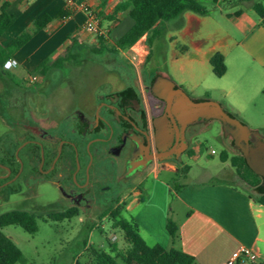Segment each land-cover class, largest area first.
<instances>
[{
  "label": "rangeland",
  "instance_id": "374dc122",
  "mask_svg": "<svg viewBox=\"0 0 264 264\" xmlns=\"http://www.w3.org/2000/svg\"><path fill=\"white\" fill-rule=\"evenodd\" d=\"M254 2L264 4V0H254ZM203 3L210 10V14L196 37L205 39L206 47L220 40L225 32L231 29L224 17L225 13L243 7L253 14L251 3L230 6L221 3L217 7L210 0H203ZM159 29L161 35L154 41L150 61L145 65L149 70L167 75L175 84L182 78L190 82V72L188 70L180 72L179 62L175 63L173 58V51L181 53L184 49L182 42L173 44L171 39L178 31V20L166 22ZM66 30L68 29L64 27L58 33L51 35L48 40L44 33L33 35L21 52L15 54L12 65L5 68L7 72L4 73L0 69V101L2 106L4 105V107L0 105V110L5 111L6 117L11 122L10 125L0 113V148L11 149L16 146L14 123L20 115L19 106L22 103L18 87L24 84L23 76L36 70L37 64L44 59H49L48 70L39 81L44 86L38 93L42 98L49 96L50 105L58 109H62L64 105L66 109L72 99L91 98L92 100L99 84H110L113 89L121 88L123 80L120 78L125 76L131 78V70L140 76L141 66L146 57L140 64L132 63V50L125 51L124 54H98L91 50L90 44H85V46L65 49L57 58L52 57L56 48L66 41ZM142 45L147 48L144 40L138 41L135 47L140 49ZM68 53L73 56L68 57ZM207 76L216 80L208 64L203 70L201 67L196 70L194 81L204 80ZM253 82L255 88L252 100L244 104L242 117L237 119L251 130L264 134V68L253 73ZM202 91L203 89L199 87L191 94L199 95ZM28 103L31 105L32 101L29 100ZM219 130V123H211L195 138L190 155H183L179 164L168 161L177 167V171L159 168L155 178L152 167H149L128 181L126 191L114 195L124 196L126 202L130 203L134 193L139 191L137 197L141 199V203H132L131 208L125 210L121 217L127 220L133 219L140 225L141 235L147 245L153 244L147 233L149 230L157 229L160 217L167 214V220H171L174 216L172 214L175 216L178 214L175 196L185 185L198 180L236 179L235 171L229 162L219 160L220 153L225 150L217 140ZM212 149L216 152L214 155L210 154ZM229 153L235 152L229 151ZM160 165L162 163H159ZM183 166L187 167L186 173L180 170ZM15 178L5 183L0 179V215L12 210H26L35 215L37 230L29 234L21 227L13 225L3 228L2 232L19 248L28 264H73L76 259H83L86 248L107 250L108 242H115L118 248L126 247L122 231L114 227L108 217H102L101 210L92 213L90 217L79 214L71 219L52 221L47 215L56 210L51 205L58 197L57 192L53 188L38 187L29 198L23 199L11 193V189L16 186ZM235 181L238 183L240 180ZM244 187L249 194L253 196L256 194L246 185ZM119 264L123 263L119 262Z\"/></svg>",
  "mask_w": 264,
  "mask_h": 264
},
{
  "label": "flooded vegetation",
  "instance_id": "af4514ba",
  "mask_svg": "<svg viewBox=\"0 0 264 264\" xmlns=\"http://www.w3.org/2000/svg\"><path fill=\"white\" fill-rule=\"evenodd\" d=\"M131 71V78H120L121 88L99 84L92 100L72 99L66 109L65 105L62 109L52 107L49 96L42 98L38 92L43 84L18 87L22 103L14 123L16 146L0 148L2 183L16 177L11 193L26 199L38 187L53 188L58 194L51 205L54 212L77 209L78 215L90 217L114 207L118 201L114 195L126 191L134 175L162 162L179 164L195 138L213 122L220 125L217 140L228 152L237 154L233 138L213 119L199 118L187 125L175 133L171 145L158 141L159 122L166 117L172 126L168 103L151 92L159 73L155 72L149 83L146 65L141 66L140 76ZM0 113L11 125L5 111ZM139 157L145 167L126 176L129 162Z\"/></svg>",
  "mask_w": 264,
  "mask_h": 264
},
{
  "label": "crops",
  "instance_id": "0c3cea01",
  "mask_svg": "<svg viewBox=\"0 0 264 264\" xmlns=\"http://www.w3.org/2000/svg\"><path fill=\"white\" fill-rule=\"evenodd\" d=\"M78 1L87 3L96 10L100 18L99 28L108 31L112 40L120 37L131 24L128 18L129 9L115 13L116 7L125 0ZM3 3L8 4V12L15 16V22L4 34L5 39L4 36L1 39L4 46L23 30L32 31L33 21L42 15H48L52 20L44 29L33 35L44 33L48 40L64 27L68 29L65 31L66 41L56 48L52 57L57 58L65 49L79 45L90 44L91 50L98 46V37L83 29L85 15L82 12L76 11L66 17H59L66 11L61 0H0V5ZM207 17L209 15L199 16L185 12L176 18L178 31L171 39L173 44L182 42L184 49L181 53L173 51L174 62H179L180 72H190V82H193L191 84L182 78L176 85L195 101H215L230 115L239 118L242 117L244 104L253 97V73L264 68V28L259 25L249 9L241 7L224 14L231 29L226 31L220 40L206 47L205 39L197 38L196 34L206 24ZM111 39L106 44L109 47L113 44ZM141 40H144V37L139 41ZM22 48L18 52H21ZM215 53L224 57L226 73L220 78L212 73L216 80L207 76L204 80L195 82V73L200 67L203 70L208 64L212 72L209 59ZM41 62L37 64L36 69L41 68ZM12 63L13 58L7 68ZM155 72L168 77L155 70H150L148 74L153 76ZM199 87L203 89L201 94H191ZM159 168L178 170L168 162H162L160 166L154 164L152 170L155 178ZM235 180H239L237 176ZM235 180H198L185 185L175 196L178 214H172L174 216L171 219L177 226L176 238L171 239L167 234L165 226L168 215L163 214L157 229L147 233L149 239L153 240L150 245L159 244L166 249L181 250L194 257L197 264H222L239 247H247L260 255L255 264H264V207L255 204L241 181L236 183ZM137 195L139 191L134 193L130 203L126 202L124 196H119L118 201L125 203V210H128L132 203H141ZM138 227L139 234L145 241L140 225ZM239 262L241 261L236 264Z\"/></svg>",
  "mask_w": 264,
  "mask_h": 264
},
{
  "label": "trees",
  "instance_id": "16d2710c",
  "mask_svg": "<svg viewBox=\"0 0 264 264\" xmlns=\"http://www.w3.org/2000/svg\"><path fill=\"white\" fill-rule=\"evenodd\" d=\"M215 6L221 3L226 6L249 4L250 8L257 19L260 26L264 28V4L254 2V0H210ZM128 10V18L131 20L129 28L117 39L112 40L109 33L108 37L113 44L109 47L106 41L98 37V46L92 51L94 53L116 54L119 52L129 51L130 48L144 37V42L148 48L144 65L149 63L152 55V46L155 40L159 39L161 30L159 25L172 21L180 17L185 12H191L199 16L210 14L203 0H125L122 4L116 7L115 13L122 10ZM69 12L66 10L59 17H66ZM99 16V15H98ZM52 20L48 15H42L33 21V30H24L19 35L13 37L7 45L1 44V39L4 34L15 22V16L8 12V4L0 5V69L4 73L5 68L12 60L13 56L32 38L37 31L44 29ZM68 53V57H72ZM49 59H44L40 63L42 74L46 75L48 70ZM209 64L212 73L220 78L226 73V64L224 57L220 53L213 54L209 59ZM153 76L148 78L149 83ZM192 150L189 151V155ZM0 150V160L2 158ZM13 158V156H11ZM219 160L229 162L234 169L237 178L248 188L255 191V195L250 194V198L255 204L264 207V193L256 192L257 187L262 182V178L255 174L246 164L244 157L241 154H230L226 149L219 155ZM180 170L187 172V167L183 166ZM126 204L121 203L107 209L101 216L108 217L114 227H118L123 234V239L126 244L125 248H118L115 242H108V249L88 247L85 249L83 259H76L73 264H197L194 257L174 248L166 249L163 246L156 244L149 246L141 238L139 227L135 220L124 219L121 217L125 211ZM78 216L77 209H67L65 211L52 212L47 217L52 221H62ZM19 226L25 232L33 234L37 230V222L34 214L26 210H12L0 215V264H25L27 260L23 257L19 248L13 241L7 237L2 229L7 226ZM166 231L171 239L177 236V226L167 220ZM238 264H255L249 261H241Z\"/></svg>",
  "mask_w": 264,
  "mask_h": 264
},
{
  "label": "water",
  "instance_id": "95a60500",
  "mask_svg": "<svg viewBox=\"0 0 264 264\" xmlns=\"http://www.w3.org/2000/svg\"><path fill=\"white\" fill-rule=\"evenodd\" d=\"M151 92L153 96L168 103V116L172 123L170 126L166 117L159 122L156 126L158 141H167L171 145L175 133L184 130L187 125L197 123L199 118L217 120L223 126L225 134L233 138L237 154H241L247 166L262 178L256 192L264 193V137L260 133L251 130L215 101H195L170 78L161 74L153 79ZM145 165L141 157L134 158L128 164L126 176L142 170Z\"/></svg>",
  "mask_w": 264,
  "mask_h": 264
},
{
  "label": "built area",
  "instance_id": "2783aa9c",
  "mask_svg": "<svg viewBox=\"0 0 264 264\" xmlns=\"http://www.w3.org/2000/svg\"><path fill=\"white\" fill-rule=\"evenodd\" d=\"M65 9L69 12V14L80 11L85 15V20L83 23V29L88 32L95 34L97 37H101L106 41V44L109 42L108 31L101 30L99 28L100 18L96 12V10L84 2H79L78 0H61ZM134 44L130 50H132V63L140 64L142 63V59L146 57L147 49L144 45L140 49H137ZM135 64V65H136ZM42 69H36L31 73H27L23 76L22 82L24 84H34L39 83L42 79ZM216 152L212 149L210 150V154L214 155ZM114 240V237H113ZM260 259V255L253 249L247 247H239L235 250L231 256L222 264H236L238 261H249L252 263H256Z\"/></svg>",
  "mask_w": 264,
  "mask_h": 264
}]
</instances>
